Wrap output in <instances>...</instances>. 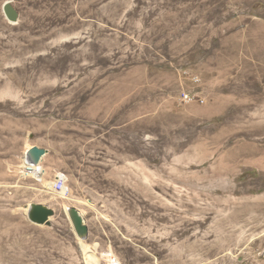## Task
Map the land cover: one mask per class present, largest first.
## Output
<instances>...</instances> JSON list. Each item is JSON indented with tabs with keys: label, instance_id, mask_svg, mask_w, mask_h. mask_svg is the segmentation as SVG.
Instances as JSON below:
<instances>
[{
	"label": "rangeland",
	"instance_id": "1",
	"mask_svg": "<svg viewBox=\"0 0 264 264\" xmlns=\"http://www.w3.org/2000/svg\"><path fill=\"white\" fill-rule=\"evenodd\" d=\"M111 259L264 264V0H0V264Z\"/></svg>",
	"mask_w": 264,
	"mask_h": 264
},
{
	"label": "water",
	"instance_id": "2",
	"mask_svg": "<svg viewBox=\"0 0 264 264\" xmlns=\"http://www.w3.org/2000/svg\"><path fill=\"white\" fill-rule=\"evenodd\" d=\"M3 12L9 22L18 23L19 13L12 5V2H6L4 4ZM47 154L48 150L33 147L28 153V158L32 164H39ZM69 213L77 236L83 241L87 240L89 236V227L84 218L76 208L71 209ZM54 214V211L47 206L33 204L29 207L28 218L34 224L49 225L50 219L54 216Z\"/></svg>",
	"mask_w": 264,
	"mask_h": 264
},
{
	"label": "built area",
	"instance_id": "3",
	"mask_svg": "<svg viewBox=\"0 0 264 264\" xmlns=\"http://www.w3.org/2000/svg\"><path fill=\"white\" fill-rule=\"evenodd\" d=\"M191 78L195 84L201 83L199 76L191 74ZM181 101L186 104H191L194 102L205 104L206 99L205 97L202 96L201 93L185 90L181 93ZM68 183H69V178L66 174H58L55 177L54 190L58 193H62L64 196H69L70 190L68 188ZM109 264H120V262L118 260L111 259L109 261Z\"/></svg>",
	"mask_w": 264,
	"mask_h": 264
},
{
	"label": "bare ground",
	"instance_id": "4",
	"mask_svg": "<svg viewBox=\"0 0 264 264\" xmlns=\"http://www.w3.org/2000/svg\"><path fill=\"white\" fill-rule=\"evenodd\" d=\"M31 149V148H29ZM25 166H26V169L29 171V173H31L32 176L36 177L38 180H41L43 179V174H44V171L42 170V168L39 166V164H32L30 161H29V158L27 156V158L25 159ZM55 185V183H54ZM54 185L52 183H49V187L50 188H53L54 189ZM56 192V191H55ZM58 193V192H57ZM62 194V193H61ZM63 195V194H62ZM74 207H68L67 208V213L70 217V213L69 211L71 209H73ZM71 220V219H70Z\"/></svg>",
	"mask_w": 264,
	"mask_h": 264
},
{
	"label": "crops",
	"instance_id": "5",
	"mask_svg": "<svg viewBox=\"0 0 264 264\" xmlns=\"http://www.w3.org/2000/svg\"><path fill=\"white\" fill-rule=\"evenodd\" d=\"M39 165H40V163H39ZM56 177V176H55Z\"/></svg>",
	"mask_w": 264,
	"mask_h": 264
}]
</instances>
